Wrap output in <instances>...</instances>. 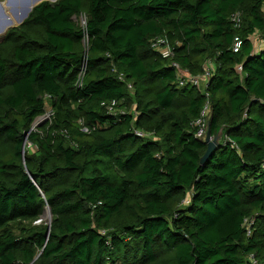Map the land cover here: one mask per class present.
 I'll return each instance as SVG.
<instances>
[{
  "label": "trees",
  "instance_id": "16d2710c",
  "mask_svg": "<svg viewBox=\"0 0 264 264\" xmlns=\"http://www.w3.org/2000/svg\"><path fill=\"white\" fill-rule=\"evenodd\" d=\"M257 39L264 0L37 2L0 38V264H264Z\"/></svg>",
  "mask_w": 264,
  "mask_h": 264
},
{
  "label": "built area",
  "instance_id": "2783aa9c",
  "mask_svg": "<svg viewBox=\"0 0 264 264\" xmlns=\"http://www.w3.org/2000/svg\"><path fill=\"white\" fill-rule=\"evenodd\" d=\"M232 20L235 22V24L238 26L240 24V13L236 12L232 15ZM241 40L238 37L234 38V43H233V50L237 51L239 46H240ZM152 46L158 50L163 56H170L172 54L171 52V48L169 47V44L167 42V40L164 37H156L153 39L152 41ZM172 65L174 66L175 70H176V74L178 77V81L181 85L187 84V83H191L194 85L199 86L201 83V79H206V76L208 74V71H206L202 76H193L191 74H189L186 70L182 69L176 62H173ZM236 69L238 71L241 70V65L238 64L236 65ZM119 78L122 79V75H119ZM128 87H131L130 84L127 85ZM118 101L115 99L109 100V101H105L102 102V104L107 108L108 112L112 113V114H117L118 112H123V110H121L118 106H117ZM207 113H208V103H206L203 108L200 111L199 116L195 119L194 124L196 126V131H195V136L196 137H202L205 136L206 130H207ZM50 115L51 112L49 111V109L47 108L46 112L39 116V117H43L41 120L37 119L39 117L36 118L35 122L33 123L32 128L36 127L37 125H39V123L44 122V121H50ZM79 124L81 126V130L83 132H90L92 128L86 126L83 121L81 119H79ZM135 134L138 136H152L153 134L150 132H144L142 130L139 129H135L134 130Z\"/></svg>",
  "mask_w": 264,
  "mask_h": 264
},
{
  "label": "rangeland",
  "instance_id": "374dc122",
  "mask_svg": "<svg viewBox=\"0 0 264 264\" xmlns=\"http://www.w3.org/2000/svg\"><path fill=\"white\" fill-rule=\"evenodd\" d=\"M5 1L8 2L6 5H5ZM29 2L30 0H0V38L9 27L18 24L20 19L24 17L23 14ZM37 2L39 1H36V3ZM75 21L79 25H84L85 18L84 16H76ZM263 43H264V40L262 39H257L256 41V45L258 47H261V44L263 45ZM42 118L43 117H39L37 121L41 120ZM27 146H28L27 147L28 153H33L36 149L35 146L30 145L29 143L27 144ZM49 220H50V214L46 208L43 214L41 215V217L38 220H36V222H39V221L45 222Z\"/></svg>",
  "mask_w": 264,
  "mask_h": 264
},
{
  "label": "water",
  "instance_id": "95a60500",
  "mask_svg": "<svg viewBox=\"0 0 264 264\" xmlns=\"http://www.w3.org/2000/svg\"><path fill=\"white\" fill-rule=\"evenodd\" d=\"M36 1H40V0H34L33 1L34 5L36 4ZM49 1H55V0H49ZM32 7L31 8H28V7L26 8V10H25V12L23 14V16H24L23 18H25L28 15V13L31 11ZM23 18L20 19L19 23L23 20ZM221 136H222V128H220L218 130V132L214 136H211L209 131L206 130V133H205V136H204V141L206 143V150L202 154V156L200 157V162L201 163H203L207 159V157L210 154V152L219 144V140H220ZM47 210H48V212H49V214L51 216V212H50V209L48 207H47Z\"/></svg>",
  "mask_w": 264,
  "mask_h": 264
},
{
  "label": "bare ground",
  "instance_id": "6f19581e",
  "mask_svg": "<svg viewBox=\"0 0 264 264\" xmlns=\"http://www.w3.org/2000/svg\"><path fill=\"white\" fill-rule=\"evenodd\" d=\"M7 3H8V2L5 1V5H6ZM33 5H34L33 0H30V2L27 4V7H28V8H31ZM15 22H16V21H15ZM9 24H10V23H9Z\"/></svg>",
  "mask_w": 264,
  "mask_h": 264
}]
</instances>
